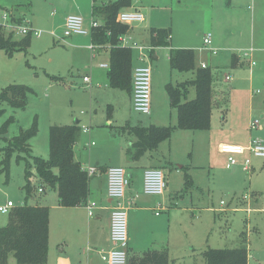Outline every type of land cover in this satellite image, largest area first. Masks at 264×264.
Segmentation results:
<instances>
[{
    "label": "rangeland",
    "instance_id": "374dc122",
    "mask_svg": "<svg viewBox=\"0 0 264 264\" xmlns=\"http://www.w3.org/2000/svg\"><path fill=\"white\" fill-rule=\"evenodd\" d=\"M91 1L0 0V11L9 10L31 27L41 30L39 37L29 38L25 49L11 55L0 49V90L10 84H21L31 89L24 109L12 108L0 101V110H3L0 115V159L3 149L13 143L21 129L30 127L34 118L37 133L28 143L31 153L43 158L48 157L51 125L90 124V136L80 129L74 147L75 158L82 167L88 164L96 168L123 167L128 175L129 171L134 174L131 186L134 188L140 169L157 164L165 173L168 190H177L176 206L173 205L176 209L170 217L167 243L169 264H204V250L232 248L242 242L247 248V264H264V158L252 156L246 170L242 165L247 157L245 153L237 156L238 162L232 170L226 167V154L219 153L217 147L220 141L240 145H246L250 138L264 141V63L255 58L256 64L251 67V72L247 65L230 68L233 53L241 56L250 46L255 47L249 31L250 17H245L238 27L221 33L219 38L223 41L214 42L218 51L213 54L201 38L202 34H213L207 20L210 0H131L132 5L140 7L146 16L145 23L129 29L135 42L148 43L149 30L144 25L149 23L152 6L155 10L159 7L162 21L157 25L170 28L171 38L168 46L154 49L158 58L150 57L151 112L141 114L133 110L126 91L108 86L105 68L96 66L99 61L107 59V51L99 48L95 57L91 58L90 52L85 49L91 42ZM106 1L102 0L99 4ZM244 2L254 7L251 0ZM155 12L152 11V15L158 16ZM69 14H78L83 18L82 29L86 34L62 38L63 22ZM258 23L254 18L256 37ZM239 30L242 31L241 36ZM20 38L13 36L15 40ZM169 48L193 49L196 65L204 62L211 68L214 79L216 75L230 72L231 81H216L217 87L226 92L227 100L212 107L209 129H174L170 138L161 142L156 150L144 153L137 160H130L126 150L134 137L118 133L119 126L127 122L143 126L175 124L176 111L169 104L165 86L167 83L183 82L191 77V73L170 68ZM131 51L132 66L140 65L139 51L134 48ZM85 74L91 78L90 87L82 81ZM250 77L253 78L251 82ZM193 90L190 89L188 97L193 96ZM9 117L13 118V122L2 133L1 126ZM253 119L259 120L260 128H250ZM89 139L94 142L90 148L86 145ZM26 160H29L27 150L25 146H20L10 160L9 176L0 172V204L11 200L20 206L25 202L22 187ZM31 181L33 187L27 203L38 204L41 201L49 210L45 264H55L56 256L64 251V244L68 241L67 250L73 249L77 258L78 253H82L81 258L86 263L87 242L83 238L68 239V229L63 227L67 211L57 205L54 190L38 177L31 178ZM40 186L43 189L41 192L38 191ZM141 196L149 198L148 194ZM136 199L134 195V207ZM7 221L8 214L0 213V226ZM7 264L16 263L10 258Z\"/></svg>",
    "mask_w": 264,
    "mask_h": 264
},
{
    "label": "trees",
    "instance_id": "16d2710c",
    "mask_svg": "<svg viewBox=\"0 0 264 264\" xmlns=\"http://www.w3.org/2000/svg\"><path fill=\"white\" fill-rule=\"evenodd\" d=\"M131 6V0H107L92 8V14L99 26L91 30V41L108 52V86L131 93L132 49L120 44L119 38L129 31L126 24L117 20L119 10ZM21 20V17H17ZM166 28H152L149 43L153 47L168 46ZM30 35L13 39L0 28V49L11 55L29 45ZM169 66L178 72L191 73V77L180 83H167L165 86L169 104L176 111L174 125H131L128 122L119 126L117 132L134 137L127 148V157L139 159L145 152L154 151L159 144L168 140L174 129L207 130L212 114L213 74L208 66L196 65L195 53L190 48H169ZM194 97L188 98L190 89ZM31 89L21 84H10L0 90V101L12 108L24 109ZM3 110H0V115ZM13 118H7L1 132L5 133ZM37 133V121L30 127L21 129L8 144L0 159V172L9 176L10 160L20 146H25L29 160L25 161V202L14 207L8 214V221L0 226V264H7L12 258L16 264H45L48 255L49 210L47 206L31 205V178H40L51 190H55L60 206L71 207L84 204L88 195V181L85 170L74 157V146L78 140L80 126L51 125L48 131V157L31 154L28 141ZM18 160V159H17ZM41 187V186H40ZM204 264H247V248L242 242L232 248H208L202 252ZM128 264H169L165 250L152 249L138 260Z\"/></svg>",
    "mask_w": 264,
    "mask_h": 264
},
{
    "label": "crops",
    "instance_id": "0c3cea01",
    "mask_svg": "<svg viewBox=\"0 0 264 264\" xmlns=\"http://www.w3.org/2000/svg\"><path fill=\"white\" fill-rule=\"evenodd\" d=\"M244 1L245 0H210L209 2L210 8L207 14V20H209V25L211 29H213V34L211 33V44H212L211 48L214 47L218 51L216 45L213 44L214 42L215 44H218L219 41H223L221 40V38H219V36H221V33L229 30L230 28L238 27L244 22L245 17L249 16L251 19L250 28H249L251 42L255 43V47L250 46V48H252V59L255 60V58H257L258 62L264 63V0H251L254 3V7H252L253 5L252 6L245 5ZM99 2H97L96 5H99ZM130 8H136L139 11L141 10L140 7L136 6L135 4L132 5V3ZM158 9L159 7L155 10L152 6L150 10L151 18L148 19L149 23H146V25L144 26H146L147 27L146 29H148L149 31L152 28H166L169 30L170 33V28H167L164 25H157V22L162 21V18H160L161 16L158 13ZM248 9L251 10V12ZM255 10H258L256 14H255ZM152 11H156L155 13H157L158 16H153ZM143 15H144L143 22L145 23L146 16L145 14ZM254 18L255 21H259V23L257 24V37L255 35V30H254ZM217 30L218 32L216 33ZM239 32H240L239 36H241L242 31L239 30ZM72 35H70V37ZM202 36L203 34L201 35V38ZM148 43H149V39H148ZM88 45L85 48L86 50H88ZM104 51L106 52V50ZM106 53H107V59L105 61H99L96 64L97 67H99V63H108V59H109L108 52ZM152 58H158L154 50L151 52V59ZM255 64H256V60H255ZM245 65L248 66L251 72L252 69L249 66L248 58L241 57L235 53L231 55V59H230L231 69H236ZM105 70L107 75L108 69L105 68ZM227 74L231 76V79L229 80L231 81L232 74L230 72ZM227 74H224L223 76L216 75L215 76L216 79H214L213 77L212 106L219 105L221 102H226L227 100L226 92L223 89L218 88L216 85V81L218 80L220 82L226 83V81L224 80V76ZM86 75L87 74H85L84 76ZM218 77H220V79ZM252 80L253 78L250 77V82ZM82 81H83V77H82ZM90 82H91V78H90ZM189 93L190 90L188 92V95ZM194 95L195 94H193V96L188 98H193ZM88 125L90 126V124ZM90 132H91V126H90ZM88 136H90V134ZM210 142H211V138H209V144ZM220 143L223 142L222 141L218 142L217 147ZM148 152L151 151H147V153ZM218 152L221 153L219 150ZM96 165H98V163H96ZM98 167H99L97 168L98 174L96 173L95 175H93L88 181V195L85 201V203L86 202L96 203V207L93 210V214L88 215V212L84 207L85 203L71 207L62 206L67 211L65 212L63 227L65 226L66 230L68 229L69 232L68 239L71 241L72 239L82 240L83 238L84 242H87L86 247L88 250L86 251L88 252V254H87L86 263L84 262L83 258H81L82 253L80 254L79 252L77 258L76 255L73 253V249L67 250V248L69 247L68 245L69 241L67 240L68 243L66 242L63 247L64 251H62L56 256L55 264H99L100 262L103 264L98 251L105 250L110 247V238H109L110 211L115 202L107 195L106 170L109 166L106 167L98 166ZM149 167L161 168V165L150 164L149 166L140 169V171L138 172V178L136 179L137 182L136 184H134V188H131V186H133L134 174L129 171L130 189L128 193L130 192L129 195H135V198L137 199H136V206L128 211V237H129L128 263L132 259L138 260L140 257L143 256L145 252L152 249L167 251L168 259H169V250L167 243L169 242L168 237H169V228H170V217L172 215V212L176 209L175 207H173V205L176 206L175 200L178 197L177 190L170 192L168 190V186L166 183L164 192L162 194L148 195L149 198L141 196V194L143 195V191H142L143 170ZM53 192L57 196L56 191L54 190ZM31 205L45 206L44 204H42L41 201H38V204L33 203ZM57 205H59L58 197H57ZM162 211L165 212V214H162L163 213ZM156 212L158 214H156ZM131 223L133 224L132 228H131Z\"/></svg>",
    "mask_w": 264,
    "mask_h": 264
},
{
    "label": "built area",
    "instance_id": "2783aa9c",
    "mask_svg": "<svg viewBox=\"0 0 264 264\" xmlns=\"http://www.w3.org/2000/svg\"><path fill=\"white\" fill-rule=\"evenodd\" d=\"M98 0H92V8L96 6ZM18 16H14L12 12L6 9L0 11V28L6 34L13 36L24 37L26 35L39 37L41 30L31 27L27 21L23 18L17 20ZM117 20L120 23L128 25L129 29L137 27L144 21V15L136 8H127L119 10L117 14ZM83 18L78 14H69L65 17L63 22V37H68L72 34H84L85 30L82 29ZM91 27L96 28L99 26V22L92 14L90 17ZM170 40V35L166 38ZM202 41L204 46L208 47L210 52L215 54L216 49L211 48V33L203 34ZM119 42L124 47L134 48L139 51L138 60L141 63L137 66H132L131 69V104L134 111L141 114H150L151 112V81H152V69L150 65L151 52L155 47L150 43H137L133 40V36L129 31L123 34L119 38ZM100 47L94 43L88 45L91 58L95 57V52ZM149 52V56L147 55ZM241 57L248 58L250 68L255 65V60L252 59V48L244 51ZM201 67H205L204 62L200 63ZM99 67L107 68L108 63H99ZM231 79L230 75H225L224 80L227 82ZM83 82L90 87V77L88 75L83 76ZM258 91V90H257ZM259 120L253 119L250 122L251 129L260 128ZM80 129L83 133L90 134V126L82 125ZM87 147L90 148L94 145V142L90 139L87 142ZM218 150L227 156V168H234L237 164V156L247 153V157L243 160L242 165L244 169H248V165L251 162V157L264 158V141L258 138H251L246 145H240L235 143H220ZM88 178L95 175L98 170L95 166L87 165L82 167ZM107 178V195L114 200V205L110 211V223H109V238L110 247L105 250H99L100 258L104 264H128V211L134 208V195L128 194V188L130 185V178L125 168L120 166H111L106 170ZM166 186L165 176L161 168L149 167L143 170L142 176V191L148 195H160L164 192ZM43 189L38 187V191ZM221 204L223 202L221 201ZM16 207V204L8 200L3 204H0V213L9 214V212ZM88 215L93 214V210L96 207L95 202H86L84 204ZM156 214H158L156 212Z\"/></svg>",
    "mask_w": 264,
    "mask_h": 264
}]
</instances>
